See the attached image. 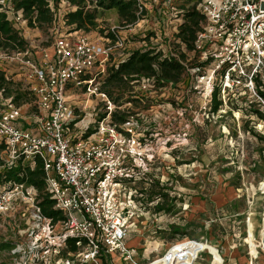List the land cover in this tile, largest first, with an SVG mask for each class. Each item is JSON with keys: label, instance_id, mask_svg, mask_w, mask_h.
<instances>
[{"label": "built area", "instance_id": "obj_1", "mask_svg": "<svg viewBox=\"0 0 264 264\" xmlns=\"http://www.w3.org/2000/svg\"><path fill=\"white\" fill-rule=\"evenodd\" d=\"M138 1L141 10H148L143 0ZM174 1L164 0V5L176 17L177 30L182 18ZM51 6L55 11L53 2ZM196 7L206 22L192 51L198 63H204V67L192 68L197 73L194 87L207 90L210 102L215 87L220 89L224 102L226 95L244 87L252 94L251 102L264 108L256 81L264 84V0H197ZM55 12L61 17L64 11ZM21 18L19 13L17 19ZM78 32L73 36L57 33L51 53L45 50L42 57L35 56L29 46L11 54L0 50V72L4 71L14 89L31 97L30 101H17L14 93L6 94L5 85L0 88V143L4 145L1 156L7 162L39 158L54 207L63 211L64 218L55 222L44 216L37 189L21 183L0 191V217L12 208L14 200L32 202L41 224L34 234L36 241L47 238L66 264H103L102 255L109 256L110 264L116 256L126 264H198L203 254L209 257V264H228L220 248L213 251L203 246L208 240L185 236L168 243L165 250L147 260H142L140 248L128 244L136 222L162 201L161 197L148 200L151 183L156 181L167 190L158 171H152L159 153L152 144L153 132L139 129L134 115L119 125L113 124L115 106L100 92L94 74L99 69L104 71L103 64L108 62L112 49ZM150 40L153 42V36ZM123 44L122 39L116 43ZM182 48L186 51L185 45ZM8 61L15 64L14 68L4 64ZM10 70L17 80L9 77ZM139 87L147 90L155 86L150 79H142ZM259 87L264 90V85ZM82 89L108 99L104 112L86 115L85 106L70 97L71 91ZM140 182L149 187L139 188ZM261 188L264 192V185ZM255 216V212H248L243 238L252 261L264 252V236L256 237ZM260 218L262 230L264 211ZM56 228L60 229L58 233ZM68 238L76 240L79 250L64 257L62 251ZM16 251L21 253L18 244L13 252Z\"/></svg>", "mask_w": 264, "mask_h": 264}, {"label": "rangeland", "instance_id": "obj_2", "mask_svg": "<svg viewBox=\"0 0 264 264\" xmlns=\"http://www.w3.org/2000/svg\"><path fill=\"white\" fill-rule=\"evenodd\" d=\"M143 1L148 7L146 16L135 24H124L117 9L99 6L96 0H86L87 7L96 12L97 26L78 33L109 45L112 53L116 52L115 46L107 35L113 31L124 43L118 46L117 52L142 47L145 43L141 37L148 33L154 35V44L168 49L171 43L176 51L180 50L173 45L176 17L166 8L164 0ZM187 1L189 7L193 6L194 0ZM60 9L68 12L75 6L62 1ZM7 12L37 57H42L45 50L51 53L58 30L75 35L62 20L58 21L56 30H53L54 27L32 28L23 15L20 20L17 19L19 13L13 8ZM4 64L10 69L15 66L11 61ZM106 65L107 62L103 64L104 71L99 69L104 73L102 78L98 76L99 70L94 72L100 85L107 75ZM195 72L191 70L194 85ZM8 75L17 80L12 70ZM187 78L186 75L185 82ZM185 82L174 88L166 86L147 90L135 85L132 93L141 91L139 95L143 101L140 104L130 102V92H126L116 105L112 102L113 109L131 112L138 121L139 129L153 132L152 144L159 154L152 171H158L156 173L167 187L164 191L169 194L168 199L162 200L136 222L128 242L135 241L133 244L140 248V254L153 258L165 250L168 243L188 236L208 240L203 242V246H209L213 251L220 248L230 262L232 255L237 253L236 249L247 255L248 249L241 243H244L248 212L256 213V224L262 222L264 140L261 137L264 136V122L247 114L246 108L250 105L258 108L259 105L256 101L251 102L252 94L246 88L238 87L230 96L226 95L220 110L213 113L208 91L201 87L191 88ZM119 92L116 90L113 96L116 97ZM70 94L76 104L85 106L89 117L99 115L108 106L109 98L85 93L83 89ZM138 186L141 189L149 187L144 182ZM13 203L12 208L0 217V240L18 242L21 253L11 260L7 251L0 252V264H11V261L15 264H66L47 238L36 241L34 234L41 224L33 203L20 198ZM58 230L56 228L55 232L58 233ZM261 234L264 236V229ZM234 244L236 248L232 249ZM38 248L39 253H35ZM252 251L256 252L254 246ZM203 257L198 264H209V257L205 254ZM113 261V264H126L118 256Z\"/></svg>", "mask_w": 264, "mask_h": 264}, {"label": "trees", "instance_id": "obj_3", "mask_svg": "<svg viewBox=\"0 0 264 264\" xmlns=\"http://www.w3.org/2000/svg\"><path fill=\"white\" fill-rule=\"evenodd\" d=\"M62 1H68L75 6L74 10L63 12L59 17L55 11L60 9ZM189 1V0H188ZM187 1V2H188ZM51 2H53L54 9H52ZM99 6L106 8H115L118 10L122 22L124 24H135L148 13L146 8H140L138 0H96ZM197 0H194L193 6L189 7L186 0H175L174 5L179 11V17L182 22L178 24V28L174 33L175 48L170 43L168 51L163 47L154 44L150 41L154 36L152 33L143 35L142 42L146 45L136 49L119 50L117 41L120 39L115 31L108 33L113 46H115V53H110L106 65L107 75L101 81L99 87L100 92L105 93L109 99L115 103L124 97L126 92H130L129 100L135 104H140L143 98L140 97L141 91H134L135 85L139 86L142 79H150L151 83L157 88L170 86L172 88L178 87L180 83L186 81L187 85L192 88L194 82L192 81L194 74L191 73L192 68L204 67V63H198L197 55H192L195 48V40L198 32L202 30L206 17L196 7ZM189 3V2H188ZM13 8L16 13H22L23 19L27 20L29 27L35 28H50L56 26L59 20L66 23L73 32L81 31L82 29L89 31L90 27L95 28L96 12L87 7L86 0H0V50L11 54L15 51L25 50L29 44L27 39L21 34L9 18L7 10ZM166 12V11H165ZM61 33L59 30L56 32ZM67 32L64 34H69ZM55 34V36H56ZM157 36V34H156ZM185 45L186 51L182 48ZM176 52L178 57L172 56L171 51ZM104 73L99 72L98 76L102 78ZM257 81V90L264 98V90L259 86L264 85L262 81ZM5 85V92L7 95H14L17 101H30L27 92H22L19 89L13 88V82L6 79L4 71L0 72V88ZM121 91L116 97L113 96L115 91ZM220 89L215 87L212 93L211 109L213 113L220 110L223 100L221 99ZM259 105V104H258ZM247 114L256 116L264 122V108L260 105L258 108L249 106ZM131 112L114 109L111 117L113 124L119 125L131 116ZM264 140V136L261 137ZM4 145L0 143V191L4 188H10L14 183L25 184L26 186H34L38 192V204L44 216L53 219L55 222L64 218V213L61 209L55 208L54 199L51 192L47 189V177L42 161L35 157L31 160L24 161L17 159L7 162L1 156V151ZM165 187H161L159 183L153 181L147 189L148 200L152 201L161 197L162 200L168 199L169 194L166 193ZM18 242L13 240H0V252L7 251L13 257L18 256L19 251L13 252L17 247ZM79 247L74 238L67 239V247L63 249L62 255L68 256L70 252L76 253ZM103 264H110L109 256L102 255ZM11 264H15L11 261Z\"/></svg>", "mask_w": 264, "mask_h": 264}, {"label": "crops", "instance_id": "obj_4", "mask_svg": "<svg viewBox=\"0 0 264 264\" xmlns=\"http://www.w3.org/2000/svg\"><path fill=\"white\" fill-rule=\"evenodd\" d=\"M261 231H262L261 230V223L260 224L258 223L256 226V237H257V239H259V237L261 235ZM133 242H135V241H131V243L128 242V244L130 246H136L133 244ZM241 245L245 246L246 249H248L246 244L241 243ZM234 248H236V244H234V246H232V249H234ZM236 250H237V253L232 255V258H231L230 262H228V264H264V252L263 251L259 252L257 260L252 261L250 259L248 251H247V255L245 256V255H242L238 249H236ZM141 256H142L141 257L142 260L148 259V258H145L146 257L145 255L141 254Z\"/></svg>", "mask_w": 264, "mask_h": 264}, {"label": "bare ground", "instance_id": "obj_5", "mask_svg": "<svg viewBox=\"0 0 264 264\" xmlns=\"http://www.w3.org/2000/svg\"><path fill=\"white\" fill-rule=\"evenodd\" d=\"M237 114H239V113H237Z\"/></svg>", "mask_w": 264, "mask_h": 264}]
</instances>
